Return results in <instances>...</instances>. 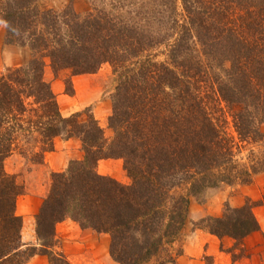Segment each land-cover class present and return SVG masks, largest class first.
<instances>
[{
  "label": "trees",
  "instance_id": "1",
  "mask_svg": "<svg viewBox=\"0 0 264 264\" xmlns=\"http://www.w3.org/2000/svg\"><path fill=\"white\" fill-rule=\"evenodd\" d=\"M91 1L80 15L0 0L6 43L30 52L0 75V264L35 255L73 264L55 233L65 220L109 235L115 263L147 264L178 240L192 197L264 173V0ZM105 64L116 82L110 139L88 108L64 117L44 78L46 67L78 76ZM58 138L78 140L83 157L51 173L34 217L39 249L25 248L23 187L5 162L17 153L42 164ZM102 160H121L130 184L99 174ZM254 206L226 205L195 226L235 249L260 231ZM165 254L158 264H176L182 251Z\"/></svg>",
  "mask_w": 264,
  "mask_h": 264
},
{
  "label": "rangeland",
  "instance_id": "2",
  "mask_svg": "<svg viewBox=\"0 0 264 264\" xmlns=\"http://www.w3.org/2000/svg\"><path fill=\"white\" fill-rule=\"evenodd\" d=\"M39 4L42 8L54 11H61L69 6L80 15L87 14L96 6V3L91 0H39ZM29 59L30 52L28 49L6 43L5 25L0 23V75L11 68L26 64ZM44 78L51 86L60 112L64 117L88 108L104 129L106 137L109 139L112 137V133L107 127V119L112 112V96L115 92L116 82L110 65H103L94 74L78 76H71L69 70L54 74L49 67H46ZM69 87L72 88L71 95L67 93ZM261 129L264 131V127ZM228 131L235 135L231 123L228 126ZM247 153L248 150L245 147L238 154L239 159H242L241 163H247L248 160L245 159ZM82 157L83 152L78 140L58 138L55 141L53 152L45 155L42 164H32L17 153L6 160V172L15 176L18 183L23 187L22 195L16 201L17 215L22 219V214L28 205L31 203L34 208V199L39 202H36L38 209L33 214L28 215L25 223L22 219L21 237L25 248L36 245L35 247L39 249L35 235L34 217L50 190L52 168H62L61 171H64L71 160H81ZM97 170L99 174L109 176L120 184H130V179L123 169L121 160L108 163L100 162ZM246 203L255 205L253 212L260 225V231L249 236L244 241L243 246L239 245L232 249L233 241L230 238H224L223 241L217 243V237L195 226L204 217H220L226 205L235 208L237 205L242 206ZM216 206L221 209L219 216L212 214ZM204 207H207L211 214L203 215L202 209ZM259 208L264 211V173L254 175L252 182L248 185L235 183L231 186L220 185L216 189H207L201 196L190 199L187 222L178 240L167 250L173 253L181 249L182 256L184 246L189 244L188 252L194 254L199 251L194 247V242L200 238L206 246L213 240L216 243V248L228 254L227 264H264V212L260 213ZM55 233L61 251L73 264H117L109 256V235L98 234L90 229H81L71 220L59 223ZM165 252L147 264H158V262L163 261L166 258ZM199 253V264H214L212 256L206 252L205 247Z\"/></svg>",
  "mask_w": 264,
  "mask_h": 264
},
{
  "label": "crops",
  "instance_id": "3",
  "mask_svg": "<svg viewBox=\"0 0 264 264\" xmlns=\"http://www.w3.org/2000/svg\"><path fill=\"white\" fill-rule=\"evenodd\" d=\"M53 152V151H52ZM51 153V152H49ZM47 154V153H46ZM118 162L120 160H102L100 162L103 163H108V162ZM99 162V163H100ZM65 165V164H64ZM62 168H52L53 172H59L61 171ZM35 204H34V208H33V204L30 203V205H28V207L26 208V211H24V214H22V219L23 222L25 223L26 219L28 218V215L30 213H34L37 209H38V205L37 203L38 200L34 199ZM37 202V203H36ZM231 203V201H230ZM237 206H241V205H237ZM236 206V207H237ZM207 210V211H206ZM260 211V213L264 212L261 208L258 209ZM203 215L207 214H211L210 210L207 209V207L202 209ZM221 213V209L219 208V206H216V208L214 209V212L212 213L213 216H219ZM202 215V216H203ZM224 239V238H223ZM223 239H217V243H219L220 241H223ZM216 243L213 242V240H211L207 246L205 245V242L202 241L200 238L199 240L197 239V241L194 242V247H196V249H198L199 251H203L204 247L206 248V252L210 254V256H212L213 260H214V264H227L229 258H228V254L220 251L218 248H216ZM29 245V244H28ZM27 246V245H26ZM36 246V245H35ZM184 253L182 256H180L177 261L176 264H199V260H198V256L200 255L199 251H196V253L194 254H190L188 252L189 250V244L184 246ZM27 264H49L47 261V258L44 256H34L32 257Z\"/></svg>",
  "mask_w": 264,
  "mask_h": 264
}]
</instances>
